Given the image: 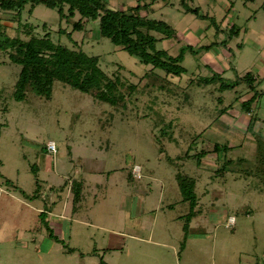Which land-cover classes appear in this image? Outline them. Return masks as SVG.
I'll return each mask as SVG.
<instances>
[{
    "label": "rangeland",
    "instance_id": "rangeland-1",
    "mask_svg": "<svg viewBox=\"0 0 264 264\" xmlns=\"http://www.w3.org/2000/svg\"><path fill=\"white\" fill-rule=\"evenodd\" d=\"M185 1L208 18L186 11L181 0H140L148 16L176 30L177 38L158 41L157 48L175 55L183 43L195 47L182 62L187 73L171 78L175 95L135 94L111 105L56 80L50 98L30 91L17 101L12 92L19 66L0 51V264L262 261L264 93L258 91L264 79L251 68L263 45V0ZM111 2L124 9L138 0ZM20 21L39 35L44 22L54 40L58 29L70 32L71 39L63 35L61 42L97 55L109 76L119 70L136 84L147 67L98 35L97 22L72 31L71 20L42 4L24 10ZM232 25L239 32L228 43L199 48L227 39L217 28ZM0 26L14 36L18 23L0 11ZM213 72L237 84L223 91L217 83L194 84ZM247 72L260 80L252 118L241 105L251 91L241 78ZM48 141L55 152L47 150ZM201 149L208 152L198 160L194 154ZM178 176L194 179V208L182 200ZM75 182L81 183L77 200Z\"/></svg>",
    "mask_w": 264,
    "mask_h": 264
},
{
    "label": "trees",
    "instance_id": "trees-1",
    "mask_svg": "<svg viewBox=\"0 0 264 264\" xmlns=\"http://www.w3.org/2000/svg\"><path fill=\"white\" fill-rule=\"evenodd\" d=\"M112 0H0V11L10 13L11 18L16 20V34L9 35L0 26V51L4 52L9 61L19 66V72L15 81L12 96L15 100L21 101L27 97V93L32 91L36 95L43 98H50L54 81H60L67 84L70 88L90 94L95 99L106 102L111 105H119L124 103L126 98L135 96V94L152 93L155 91L167 92L175 95L177 85L171 80L172 77H181L187 73V68L182 65L187 52L195 53V47L190 44L183 43L179 46L175 55L169 53L167 49L157 48L158 41L165 38L175 37L176 30L168 22L152 18L145 12L147 3L128 5L124 9L118 7H110ZM254 1V0H246ZM112 3V2H111ZM42 4L53 8L57 11L60 18H66V21H72V31L80 30L88 21L97 22L98 35L106 37L114 45L119 46L129 55L135 56L140 63L147 66L145 72L141 75L138 83H132L120 71H115L113 76H109L99 65L97 55H91L82 49L71 48L61 42V37L66 35L71 39V33L58 29L57 39L54 40L49 25L42 23L46 30L43 35L34 32V27L30 23H21V15L24 10L31 13L33 9ZM181 4L186 11H191L198 18H208L199 12L198 8L189 7L185 0H181ZM231 7V6H230ZM261 7L264 9V0ZM75 14L79 17L73 20ZM210 23H214L211 19ZM48 26V27H47ZM228 30V31H227ZM225 31L227 39L221 41H212L203 44L199 48L210 49L212 46L223 45L222 43L230 40L235 34H238L239 28L232 25L229 29L217 28V33ZM27 36L21 37L20 34ZM158 34V36L156 35ZM162 35V36H160ZM225 43V44H226ZM247 80L254 92L251 97L241 102V105L249 114L250 103L256 99L254 83L255 78L247 72L241 77ZM221 73L213 72L210 75L201 76L194 81L196 85H208L217 83L219 91L227 90L237 84L224 81ZM192 82V81H191ZM181 92L187 99L188 95L182 89ZM259 94L264 93V89L258 91ZM221 98H219L220 100ZM224 108L220 112H224ZM252 118V116H251ZM218 150L216 145L212 151ZM206 150H200L196 154V158L200 160L202 155L207 153ZM189 151L185 155L188 156ZM180 190L183 195L182 200L188 201L191 208L196 204V194L193 190V178H180L178 176ZM10 184L11 181L7 180ZM80 182H75L74 200H77L80 193ZM18 189L17 186H15ZM189 213L194 216V211ZM44 212H41L42 215ZM187 215V218L190 215ZM190 218V217H189ZM50 236L52 230L48 223L44 221ZM102 264V262H101Z\"/></svg>",
    "mask_w": 264,
    "mask_h": 264
},
{
    "label": "crops",
    "instance_id": "crops-1",
    "mask_svg": "<svg viewBox=\"0 0 264 264\" xmlns=\"http://www.w3.org/2000/svg\"><path fill=\"white\" fill-rule=\"evenodd\" d=\"M264 31V29H262ZM263 33V32H262ZM264 35V34H263ZM263 38L264 36H262L261 38L259 37L260 40H258L259 42L263 43V45H261V56H259L258 59H256V62L253 64V68H251L252 71H254V73H256L257 75H260L262 76V78L264 79V41H263ZM209 50V49H208ZM257 81V78H255V82ZM260 81V80H259ZM251 96V91H250V95L248 97ZM248 99V98H246ZM253 105H251L252 107ZM230 111L234 112V114L238 115V112L236 110H229V114H230ZM246 111V110H245ZM247 112V111H246ZM229 114L226 115L224 114V118L227 119L229 122L231 120V118L229 117ZM247 114L251 117V114H249V112H247ZM249 116H248V119H249ZM260 120V119H259ZM248 121V120H247ZM264 121V120H263ZM259 124L261 126H264V123L263 122H259Z\"/></svg>",
    "mask_w": 264,
    "mask_h": 264
},
{
    "label": "built area",
    "instance_id": "built-area-1",
    "mask_svg": "<svg viewBox=\"0 0 264 264\" xmlns=\"http://www.w3.org/2000/svg\"><path fill=\"white\" fill-rule=\"evenodd\" d=\"M46 148H47V150H49V151H51V152H55V150H56L55 143H54L53 141H48L47 144H46ZM227 224H228V225H233V224H234V219H233V217H232L231 220L229 219V220L227 221ZM258 264H264V258H263L262 261H261L260 263H258Z\"/></svg>",
    "mask_w": 264,
    "mask_h": 264
}]
</instances>
